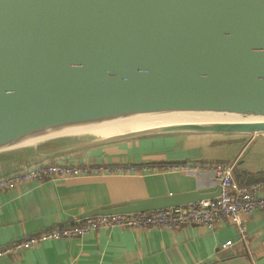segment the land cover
<instances>
[{
  "label": "water",
  "instance_id": "95a60500",
  "mask_svg": "<svg viewBox=\"0 0 264 264\" xmlns=\"http://www.w3.org/2000/svg\"><path fill=\"white\" fill-rule=\"evenodd\" d=\"M173 114L225 119L124 125ZM167 133L264 134V0H0V153L66 139L1 163L0 177L80 148ZM221 191L108 203L75 222Z\"/></svg>",
  "mask_w": 264,
  "mask_h": 264
},
{
  "label": "crops",
  "instance_id": "0c3cea01",
  "mask_svg": "<svg viewBox=\"0 0 264 264\" xmlns=\"http://www.w3.org/2000/svg\"><path fill=\"white\" fill-rule=\"evenodd\" d=\"M65 142L66 139L59 138L35 148L0 153V164L18 163L27 154L50 151ZM182 159L194 168H157ZM232 160L237 161L235 175L241 183L264 177V134H155L80 148L50 158L47 162L132 164L137 170L33 180L0 191V247L73 223L80 213L104 204L200 186L216 187L218 179L208 165ZM262 190L264 193V185ZM244 221V232L225 221L215 229L200 225L172 230L102 227L82 237L46 240L19 255H2L0 264H264V208L244 213ZM228 240L232 244L223 248L221 244Z\"/></svg>",
  "mask_w": 264,
  "mask_h": 264
},
{
  "label": "built area",
  "instance_id": "2783aa9c",
  "mask_svg": "<svg viewBox=\"0 0 264 264\" xmlns=\"http://www.w3.org/2000/svg\"><path fill=\"white\" fill-rule=\"evenodd\" d=\"M164 164V165H163ZM157 168L160 170H192L190 163L166 162ZM222 186L217 196L204 198L187 204L165 208L100 214L84 217L77 222L53 227L41 232L27 235L3 247L0 256L19 255L24 250L36 247L49 239L82 237L102 227H127L130 229H177L180 227L200 225L215 229L220 222L233 223L241 232L246 230L244 213L264 208L263 180L252 184L241 183L235 175V165L230 162H216L208 165ZM137 170L136 165L91 162H46L31 165L22 170L0 177V191L18 187L25 182L37 180H59L78 176L125 174ZM232 244L228 240L221 244L227 248Z\"/></svg>",
  "mask_w": 264,
  "mask_h": 264
},
{
  "label": "bare ground",
  "instance_id": "6f19581e",
  "mask_svg": "<svg viewBox=\"0 0 264 264\" xmlns=\"http://www.w3.org/2000/svg\"><path fill=\"white\" fill-rule=\"evenodd\" d=\"M225 119L217 115H187V114H173V115H159V116H140L135 117L124 123L125 126L130 127H145L155 125L159 123H172V122H184V121H213ZM118 127L119 124L110 126ZM112 129V128H108Z\"/></svg>",
  "mask_w": 264,
  "mask_h": 264
},
{
  "label": "trees",
  "instance_id": "16d2710c",
  "mask_svg": "<svg viewBox=\"0 0 264 264\" xmlns=\"http://www.w3.org/2000/svg\"><path fill=\"white\" fill-rule=\"evenodd\" d=\"M228 162H230V161H228Z\"/></svg>",
  "mask_w": 264,
  "mask_h": 264
}]
</instances>
